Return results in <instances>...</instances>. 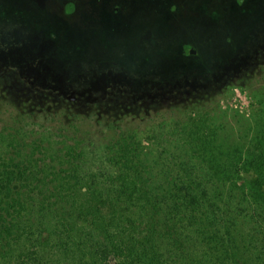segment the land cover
Here are the masks:
<instances>
[{
  "label": "trees",
  "instance_id": "16d2710c",
  "mask_svg": "<svg viewBox=\"0 0 264 264\" xmlns=\"http://www.w3.org/2000/svg\"><path fill=\"white\" fill-rule=\"evenodd\" d=\"M259 85L168 119L0 86V264H264Z\"/></svg>",
  "mask_w": 264,
  "mask_h": 264
},
{
  "label": "flooded vegetation",
  "instance_id": "af4514ba",
  "mask_svg": "<svg viewBox=\"0 0 264 264\" xmlns=\"http://www.w3.org/2000/svg\"><path fill=\"white\" fill-rule=\"evenodd\" d=\"M3 16L6 18L1 19ZM201 19L208 21V0H0L1 65L11 70L12 75H8L13 86L10 88L20 93L22 89L18 86L27 89L19 84L20 79L26 81L20 73L21 66L41 64L38 61L40 55L53 45L62 48V65L74 60L98 64L108 60L105 58L109 56L124 59L125 64L132 63L134 58L130 52L137 48L145 50L141 58L169 63L174 56L170 51L172 48L181 47L184 56L194 53L185 37L196 30ZM5 28H11L12 38L5 39ZM260 45L261 52H264V40ZM257 50L253 55L255 61L259 56ZM30 54L33 57H29ZM243 63L250 65L245 61L237 64L240 67ZM40 66L43 69L48 67L47 64ZM247 66L236 67L232 74L239 75L247 70ZM39 72L37 75L41 74ZM69 72L70 69H64L61 76L42 84H36V77L28 82L31 87H40L41 93L47 95L49 92L48 96L54 100L84 104L106 94L111 79L125 78L123 72L110 74V78L99 73L93 75L94 80L85 87L75 89L64 81ZM50 77L54 78V75ZM231 78L232 75L228 74L214 79L210 86L228 85L233 81ZM183 80L187 79L184 77ZM91 92L103 94L91 98Z\"/></svg>",
  "mask_w": 264,
  "mask_h": 264
},
{
  "label": "rangeland",
  "instance_id": "374dc122",
  "mask_svg": "<svg viewBox=\"0 0 264 264\" xmlns=\"http://www.w3.org/2000/svg\"><path fill=\"white\" fill-rule=\"evenodd\" d=\"M240 1L242 4L239 5ZM4 18L6 17H1ZM10 30L11 28L4 29L6 40L13 36ZM185 40L191 44L194 53L191 56H184L181 47L172 48L170 51L174 53L173 58L169 63L163 64L155 59L141 58L145 50L137 48L130 52L134 58L132 63L125 64L124 59L109 56L105 58L108 60L98 64H92L88 60H74L62 65V48L53 45L52 49L40 55L38 61L41 64L21 66L20 73L26 81L20 79L19 84L29 90L18 86V89H22L20 93L17 89L6 87L12 79L8 74L12 75V72L1 65L3 61L0 58V86L6 87L10 94L33 96L42 93L40 87H31L28 81H32V77H36V84H42L43 81L55 80L57 75L61 76L64 69H70L64 76V81L75 89H80L94 80L93 75L105 73L106 77L110 78V74L123 72L125 78L116 77L114 81L112 79L109 81L111 85L106 94L98 96L103 93L91 92L93 94L91 98L98 96L99 99L113 102L114 105H124L123 101H127L133 104L135 109H141L140 116L152 117L158 112L163 113L164 118L168 119L172 115L181 117L179 111L182 110V105L190 103L186 98L199 96L208 98L211 95L219 98L222 109H235L247 116L251 110V92L259 90V84L264 79V70L257 66L264 60V52L260 50V44L264 40V0H208V21L201 19L196 30L186 35ZM256 50L259 56L255 61L253 55ZM34 54L38 55L36 52ZM29 57L33 56L30 54ZM243 61L250 65L243 63L244 65L239 67L237 63ZM42 64H47L48 67L43 69L40 66ZM244 66L248 67L247 70L239 75L232 74L236 67ZM38 71L40 75H37ZM51 74L54 78L50 77ZM228 74L232 75L233 81H230L232 85H229L233 89L230 86L231 90H227L228 85L221 84H218L220 88L210 86L214 79L227 77ZM184 77L187 80L184 81ZM98 98L93 102H98ZM92 105L101 107L100 104ZM151 117L146 122H150Z\"/></svg>",
  "mask_w": 264,
  "mask_h": 264
}]
</instances>
